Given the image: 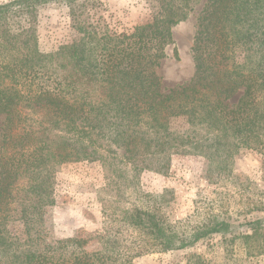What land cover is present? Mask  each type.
<instances>
[{
    "label": "trees",
    "instance_id": "16d2710c",
    "mask_svg": "<svg viewBox=\"0 0 264 264\" xmlns=\"http://www.w3.org/2000/svg\"><path fill=\"white\" fill-rule=\"evenodd\" d=\"M145 1L152 21L120 34L101 16L94 19L101 0L0 4V117L6 118L0 139V264H132L143 253L184 250L214 236L221 237L227 261L242 251L264 255V221L237 232L230 219L213 213L184 229L158 212L123 210V221L140 241L127 247H106L104 238L102 249L90 252L84 238L47 240L45 216L54 205L57 165H106L111 158L135 171L156 165L162 172L174 154H208L215 146L219 153L220 136L231 138L232 152L264 146V0H207L196 23L194 77L173 88L157 70L174 42L173 28L204 0ZM50 4L69 9L81 38L44 54L38 17ZM239 91L238 102L229 105ZM177 119L187 129L175 130ZM121 175L114 171L116 179ZM188 264L216 263L195 255Z\"/></svg>",
    "mask_w": 264,
    "mask_h": 264
},
{
    "label": "rangeland",
    "instance_id": "374dc122",
    "mask_svg": "<svg viewBox=\"0 0 264 264\" xmlns=\"http://www.w3.org/2000/svg\"><path fill=\"white\" fill-rule=\"evenodd\" d=\"M11 1L14 0H0V4ZM206 1L187 21L173 28L174 42L157 70L167 87L186 85L194 77L196 23ZM101 2L102 9L92 15L94 19L101 16L114 33H132L137 26L152 21V11L145 0ZM37 33L38 47L44 54L55 53L81 38L72 26L69 9L57 4L40 12ZM242 94L243 91L237 92L229 105L236 104ZM5 124L6 118L1 116L0 139ZM172 127L184 131L188 126L177 119L172 121ZM230 141V137H219V153L215 146L208 154H174L169 168L162 172L155 170L156 165L154 170L135 171L132 164L111 158H106V165L84 161L55 166L54 205L45 216L47 240L84 238L90 252L100 251L104 238L106 247L140 244L136 241L138 235L121 214L134 208L158 212L184 229L206 222L212 213L218 214L230 219L234 231H246L249 222L264 221V146L254 144L259 148L232 152L227 146ZM114 171H121L122 178L116 179ZM110 179L114 181L111 183ZM111 237H117V241L108 242ZM195 255L216 264H264V255L248 257L243 251L237 252L233 261H227L220 236L208 237L184 250L143 253L132 264H188Z\"/></svg>",
    "mask_w": 264,
    "mask_h": 264
}]
</instances>
